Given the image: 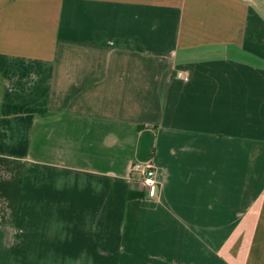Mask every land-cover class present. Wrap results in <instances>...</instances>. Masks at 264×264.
Returning <instances> with one entry per match:
<instances>
[{
  "label": "crops",
  "instance_id": "crops-1",
  "mask_svg": "<svg viewBox=\"0 0 264 264\" xmlns=\"http://www.w3.org/2000/svg\"><path fill=\"white\" fill-rule=\"evenodd\" d=\"M0 264H264V0H0Z\"/></svg>",
  "mask_w": 264,
  "mask_h": 264
},
{
  "label": "built area",
  "instance_id": "built-area-1",
  "mask_svg": "<svg viewBox=\"0 0 264 264\" xmlns=\"http://www.w3.org/2000/svg\"><path fill=\"white\" fill-rule=\"evenodd\" d=\"M180 77L185 79L186 76L181 74ZM138 167H134L133 169ZM141 185L147 193L149 199H156L159 194L158 182L156 178V169L154 165L149 162L140 167Z\"/></svg>",
  "mask_w": 264,
  "mask_h": 264
}]
</instances>
